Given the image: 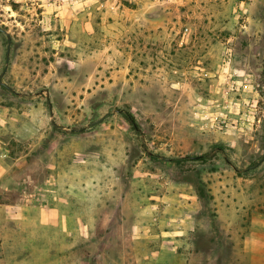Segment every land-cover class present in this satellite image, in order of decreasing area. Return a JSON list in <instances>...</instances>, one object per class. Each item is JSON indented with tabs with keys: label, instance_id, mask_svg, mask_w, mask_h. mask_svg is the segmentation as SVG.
<instances>
[{
	"label": "rangeland",
	"instance_id": "1",
	"mask_svg": "<svg viewBox=\"0 0 264 264\" xmlns=\"http://www.w3.org/2000/svg\"><path fill=\"white\" fill-rule=\"evenodd\" d=\"M0 28V264H239L264 240V0H0ZM233 62L253 89L219 109Z\"/></svg>",
	"mask_w": 264,
	"mask_h": 264
},
{
	"label": "crops",
	"instance_id": "2",
	"mask_svg": "<svg viewBox=\"0 0 264 264\" xmlns=\"http://www.w3.org/2000/svg\"><path fill=\"white\" fill-rule=\"evenodd\" d=\"M247 74H248L247 70L243 66L237 65L236 63L233 62L232 66H228V68L224 71L222 75L223 80L222 81L220 80L219 84L210 85L209 102L214 103L215 107H218L219 109L220 108L224 110L230 109V104L234 96L242 92V89H247V88L249 89L250 86L252 87L251 89H253L252 84L250 83L251 84L250 85L248 83L251 82L252 76ZM233 89H236L235 90L236 92ZM241 118L243 119L244 116H241ZM247 118L251 120L253 117L247 113ZM263 167H264V159L260 164H258L257 169H261ZM257 183H258V189L256 191L257 193L256 198L261 199L262 201V198L264 199V188L263 189L261 188L260 183L262 182L260 180L259 181L257 180ZM246 192L247 194H249L248 191ZM248 209L249 206L247 210ZM65 225H67L65 229L69 230L70 229L69 222L66 221ZM241 229H243L242 225H241ZM227 257L229 259V256H226V258ZM234 258L236 259V262H239V264H249V261H251V264H264V240L262 241L257 240L255 243L254 241L249 240L248 237L244 238L240 244V253L235 255ZM229 262H230L229 260H226V264H228Z\"/></svg>",
	"mask_w": 264,
	"mask_h": 264
},
{
	"label": "water",
	"instance_id": "3",
	"mask_svg": "<svg viewBox=\"0 0 264 264\" xmlns=\"http://www.w3.org/2000/svg\"><path fill=\"white\" fill-rule=\"evenodd\" d=\"M0 31L3 32V33H5L7 35V37H8V49H7V57H6V68H5V70H4L3 74H2V76H3L5 74V72L7 71V69H8V65H9V62H10V51H11L12 38L8 34V32L6 30L0 28ZM2 76H1L0 80L2 79ZM2 84L4 85V83H2ZM102 120H100V121H102Z\"/></svg>",
	"mask_w": 264,
	"mask_h": 264
},
{
	"label": "built area",
	"instance_id": "4",
	"mask_svg": "<svg viewBox=\"0 0 264 264\" xmlns=\"http://www.w3.org/2000/svg\"><path fill=\"white\" fill-rule=\"evenodd\" d=\"M188 32H189V29L186 28L184 34H187ZM216 119H217V118H216ZM221 122H222V123H223V122L225 123V121H223V120H220V123H221Z\"/></svg>",
	"mask_w": 264,
	"mask_h": 264
}]
</instances>
